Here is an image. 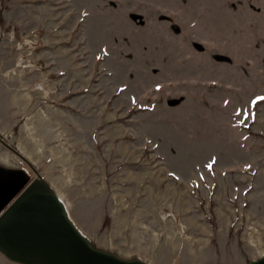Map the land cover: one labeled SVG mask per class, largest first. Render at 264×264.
<instances>
[{
	"label": "rangeland",
	"instance_id": "rangeland-1",
	"mask_svg": "<svg viewBox=\"0 0 264 264\" xmlns=\"http://www.w3.org/2000/svg\"><path fill=\"white\" fill-rule=\"evenodd\" d=\"M259 97L264 0H0V211L34 171L97 250L256 259Z\"/></svg>",
	"mask_w": 264,
	"mask_h": 264
},
{
	"label": "water",
	"instance_id": "water-1",
	"mask_svg": "<svg viewBox=\"0 0 264 264\" xmlns=\"http://www.w3.org/2000/svg\"><path fill=\"white\" fill-rule=\"evenodd\" d=\"M33 173L0 211V254L6 259L19 264H147L93 248L48 183ZM244 264H264V254Z\"/></svg>",
	"mask_w": 264,
	"mask_h": 264
},
{
	"label": "crops",
	"instance_id": "crops-1",
	"mask_svg": "<svg viewBox=\"0 0 264 264\" xmlns=\"http://www.w3.org/2000/svg\"><path fill=\"white\" fill-rule=\"evenodd\" d=\"M1 255V254H0ZM1 256H3V255H1ZM4 257V256H3ZM5 258V257H4ZM6 259V258H5ZM8 259H6V261H7ZM8 262H11V264H19V263H16V262H13V261H10V260H8Z\"/></svg>",
	"mask_w": 264,
	"mask_h": 264
},
{
	"label": "snow or ice",
	"instance_id": "snow-or-ice-1",
	"mask_svg": "<svg viewBox=\"0 0 264 264\" xmlns=\"http://www.w3.org/2000/svg\"><path fill=\"white\" fill-rule=\"evenodd\" d=\"M258 99H264V97H259Z\"/></svg>",
	"mask_w": 264,
	"mask_h": 264
},
{
	"label": "bare ground",
	"instance_id": "bare-ground-1",
	"mask_svg": "<svg viewBox=\"0 0 264 264\" xmlns=\"http://www.w3.org/2000/svg\"><path fill=\"white\" fill-rule=\"evenodd\" d=\"M61 202V201H60ZM62 203V202H61ZM62 205L64 206V204L62 203ZM64 208H65V206H64ZM66 209V208H65Z\"/></svg>",
	"mask_w": 264,
	"mask_h": 264
}]
</instances>
